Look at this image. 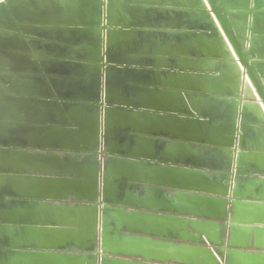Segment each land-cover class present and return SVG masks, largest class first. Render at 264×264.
<instances>
[{
	"label": "water",
	"instance_id": "1",
	"mask_svg": "<svg viewBox=\"0 0 264 264\" xmlns=\"http://www.w3.org/2000/svg\"><path fill=\"white\" fill-rule=\"evenodd\" d=\"M0 264H264V0H0Z\"/></svg>",
	"mask_w": 264,
	"mask_h": 264
}]
</instances>
